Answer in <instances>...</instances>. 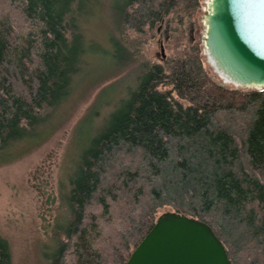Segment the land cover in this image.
<instances>
[{
    "label": "trees",
    "instance_id": "1",
    "mask_svg": "<svg viewBox=\"0 0 264 264\" xmlns=\"http://www.w3.org/2000/svg\"><path fill=\"white\" fill-rule=\"evenodd\" d=\"M100 1L0 0V164L65 122L63 108L98 50L82 24ZM199 8L200 0H119L109 42L127 53V32L170 18L182 27ZM136 73L81 157L50 264H125L165 207L208 224L232 264H264V88L215 83L194 49ZM0 264H13L1 234Z\"/></svg>",
    "mask_w": 264,
    "mask_h": 264
},
{
    "label": "rangeland",
    "instance_id": "2",
    "mask_svg": "<svg viewBox=\"0 0 264 264\" xmlns=\"http://www.w3.org/2000/svg\"><path fill=\"white\" fill-rule=\"evenodd\" d=\"M209 3L200 0V8L184 18L182 27L170 18L154 30L127 32L125 44L133 53L130 64L128 52H117L123 43L109 42L110 35L118 37L114 10L119 0H101L98 9L90 13L82 27L98 50L86 61L85 73L77 79L74 95L63 108L60 118L65 122L40 147L0 164V234L10 243L13 264H50L56 250L53 233L56 225L68 221L64 196L81 157L97 133L109 126L127 91L134 88V77L142 64L164 66L185 49H194L215 83L253 90L225 84L209 63L204 44ZM168 211L174 210L165 207L157 218ZM114 229L109 228L108 233Z\"/></svg>",
    "mask_w": 264,
    "mask_h": 264
},
{
    "label": "water",
    "instance_id": "3",
    "mask_svg": "<svg viewBox=\"0 0 264 264\" xmlns=\"http://www.w3.org/2000/svg\"><path fill=\"white\" fill-rule=\"evenodd\" d=\"M208 8L204 44L215 72L235 87L263 89L264 0H210ZM125 264L232 263L208 224L168 211Z\"/></svg>",
    "mask_w": 264,
    "mask_h": 264
},
{
    "label": "bare ground",
    "instance_id": "4",
    "mask_svg": "<svg viewBox=\"0 0 264 264\" xmlns=\"http://www.w3.org/2000/svg\"><path fill=\"white\" fill-rule=\"evenodd\" d=\"M224 83H225V84H231L230 82H226V81H225Z\"/></svg>",
    "mask_w": 264,
    "mask_h": 264
}]
</instances>
